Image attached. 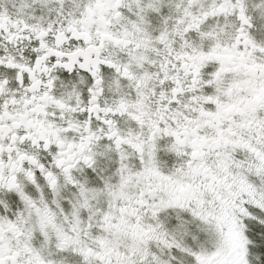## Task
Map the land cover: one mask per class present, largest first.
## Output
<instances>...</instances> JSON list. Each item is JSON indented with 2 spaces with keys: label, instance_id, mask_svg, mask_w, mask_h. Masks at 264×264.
I'll list each match as a JSON object with an SVG mask.
<instances>
[{
  "label": "snow or ice",
  "instance_id": "obj_1",
  "mask_svg": "<svg viewBox=\"0 0 264 264\" xmlns=\"http://www.w3.org/2000/svg\"><path fill=\"white\" fill-rule=\"evenodd\" d=\"M0 264H264V0H0Z\"/></svg>",
  "mask_w": 264,
  "mask_h": 264
}]
</instances>
